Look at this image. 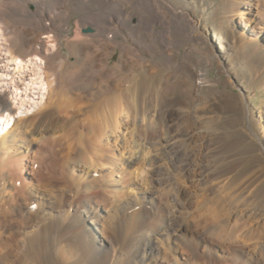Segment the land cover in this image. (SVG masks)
Instances as JSON below:
<instances>
[{
    "label": "rangeland",
    "instance_id": "374dc122",
    "mask_svg": "<svg viewBox=\"0 0 264 264\" xmlns=\"http://www.w3.org/2000/svg\"><path fill=\"white\" fill-rule=\"evenodd\" d=\"M234 1L236 2L238 0H232V3H231V0H216L218 9L223 10L227 14V18L229 20H233V23L235 25V34L237 36V39H235L233 43L234 49L228 53L225 52L224 47L222 45L221 35L214 34L213 31L209 29L207 30V39H205L204 42L203 41H201V43L194 42L191 39H189L190 36L187 37V34L189 35V31L191 30L193 31L195 30V28L189 24V26H187V28L185 29L186 25L181 20L180 21L179 19L173 20L170 27L173 30H175L177 34H179L178 37L181 39V41H185V42H183L182 44L178 46V48L175 50V53L171 59H169L166 56L168 58L167 59L165 55H162V56L159 55L158 57H156L155 60L148 58V61L146 62V64L151 63V65L155 69L162 70L167 75V74H173L174 70L178 69V65H180L181 63H185L187 68L189 69L188 70L189 74L187 73L188 72L187 70L184 72L183 70H180L181 72L179 71L178 75H180L181 78L178 76L179 78V79L177 78L178 80L172 79V81H170L171 85L169 84V87L176 88L178 85L177 82L180 84H183L182 82L186 81L184 83L183 89L184 88L191 89L187 91V96L185 98L187 99L188 102L185 100L184 102L179 101L177 93H174V94L171 93L173 94V96L176 95L174 96V98L172 95H170V97L164 95L166 96V98L164 96L161 98L159 97V105L161 104L159 106V120L157 119L156 115L153 113L150 114V112L148 113L146 112L147 115L146 113H144L145 115H143V120L140 119L139 121V125H140L138 129L139 133L135 131L132 127H131L132 129L129 127L128 124L131 121L129 120L131 119V117L129 113L127 112L126 108L124 109V107H121L120 110L117 111L118 113L116 112L115 114H113L112 119L108 120L107 122L108 128L106 129L107 127L106 125L105 130H104V132L106 131V133L105 135H102V139L100 138L101 135L97 136V132H94L96 130H94V128L91 127L92 123L89 122L91 120V116L93 113V110H92L93 108H91L92 103L90 104L88 103L89 105H85V108L83 107V104L84 103L87 104L89 100L88 93L84 89L75 90L71 94H70V91H68L66 94L67 97L69 95L70 100L73 99L72 100L74 101L73 104H76L77 106L79 104V105H82L81 107H83L81 108L79 106L81 108L80 109L79 107L76 106L77 109L79 110L77 111L75 109L74 115H71V116L69 115L70 117L69 119L71 118L72 119H71V122L69 121L68 125H66L65 123L66 121L68 122L69 120L68 119L65 121V118L67 119L68 117V115H66L65 113L64 114L61 113L63 117H60V115H57L53 111H51L52 113L46 115L45 117H41V115H39L41 113L36 114V116L38 117L40 116V118L35 117L34 119L35 121L42 120L46 126L52 127L53 129H55V132L52 133L50 136H48L42 142H38L35 145V147L37 146L38 148H36L37 150L34 148L35 155L33 156V158L32 157L29 158V160L31 159V162L27 160L28 168H29V171H31V174H33L32 176H35L37 174L38 176L44 175L40 177V178L43 177V179L37 178L39 181L38 183L39 186H36L38 184L35 185V188L38 191L40 190L39 192L46 199L44 201H41V206H39V208L46 207V205L47 207L48 205L49 206L52 205L51 206L52 209L57 211L55 213L57 215L61 214L62 218H61V221H56L54 218H50L51 220L50 219L40 220L42 222L38 226L39 227L38 229L39 231L41 230L40 232L42 233V235L44 234V236H47L46 238H41V239L43 241L47 239L44 243H46L47 249H49L50 252L53 253V255H55L56 257L51 258L52 259L51 262L46 261L43 258H40V259L38 258V261H37V258L36 259L34 258L32 260L31 259L24 260L20 264H129L128 257H127L128 255L127 250L129 249V245L132 242V240L134 238H139L141 233L143 234L145 233V231H148L149 229L152 230L154 226L158 224V221L161 220V216H163L167 211H171L172 207L173 209L174 208L177 209V207L173 205L174 203L172 201V196L175 194V186L179 182L185 184L187 191L190 194L189 196L190 205L186 209L182 210V216L187 221L190 222L192 229L198 233L200 232V234L196 235L197 233L195 232L193 234L192 233L187 234V236H185L187 243L184 246H176L173 243L169 242L164 236L156 237L157 239H154V242L155 243L157 242V246H159V256L161 257L168 256L167 259L169 263H166V264H193V263L194 264H263L261 259L258 256L253 257L251 255L252 254L251 252L252 250H255L261 243L264 242V196H262V193H263L262 190H264V184H263V181H264V146L260 144L257 138V137L260 138V135L262 136V131L264 132V123L261 120L262 116H264V36L261 38L259 36L257 37L255 33L256 28L247 26L249 24L243 18L234 17V12L232 9V4ZM255 4L256 6H255L254 11H255V14H257V18H255V21L259 22L264 19V0H255ZM92 7L94 8L95 5L92 4ZM77 17L78 15H74L72 18H70L69 22L71 25ZM131 21L132 22H130V24H133L134 20H131ZM164 27L165 26H159L157 29H161ZM166 27H169V26L166 25ZM209 27H211V25ZM31 29L33 31L32 30L30 31V37L32 38L33 41H35L38 37H39L38 40L35 41L37 43L39 41H40L39 43H45L48 40L47 34H45L42 30L37 29L35 27ZM86 29L89 30V27H86ZM198 31H202V30L199 29ZM238 34H241L239 35L240 37H238ZM65 43L66 41L64 42L62 41L63 48H61L60 53L61 55L67 56L69 61L72 62L74 61L75 58L74 56L69 54L70 53L69 50L65 48ZM5 44L6 43H5L4 37L0 36V75L4 78L2 81H0V90L2 91L5 90L4 92L8 93L9 97H11L12 92L17 87L18 90L23 93V95L26 92L28 93L29 97L27 98V103H31V104L37 103L39 101L38 100V97H39L38 90L36 88L37 86L32 85L31 82H32V79L35 78L34 73L36 72V70H38V68L41 67L42 63L41 64L39 63L42 61L37 59L35 60L37 63L35 62L32 64H30L31 62L29 64L25 62L24 64L26 66L23 69H21V72L19 74L12 75L14 65L9 60L8 53L6 52V49H5L6 48ZM248 44L252 45V47L248 50H244L243 48ZM46 45L50 47L51 42L50 41L47 42ZM116 55H114V57L111 59L112 62H114V60L116 61L117 56H118ZM33 59H35V57H33ZM78 65H80V62L76 64V66ZM183 78L186 80H184ZM24 84L28 85L27 90L25 92H23L22 90V88H25ZM161 84L163 87L165 85V82L164 81L162 82L159 80V85ZM184 90H188V89H184ZM74 96L75 97L83 96V97L81 99L78 98L77 100L76 98H74ZM167 97H169L170 99ZM75 99L77 101H75ZM82 101H86V102L81 104ZM172 101L173 102L175 101L177 103L175 108L178 109L179 113L181 112L189 116L192 115L191 117L193 119L195 118L200 126L204 128L209 127L208 128V130L210 131L209 134L213 136L214 138V140L209 143V146H210L209 151L207 150L206 152L205 150L203 151L201 149V151H199L200 153L197 152L198 153L197 158L199 160L198 162L200 163V165L198 166H200L202 169L208 168V170L210 171L212 170L211 173H213L214 175L213 176L210 173L211 175H209V177H207V179L204 181H201V182L198 181L197 183V181H194V180L193 181L184 180L182 176H180L181 175L180 173L170 172V169H168L167 167L166 168L159 167V171H157L156 170L157 164H155L154 162L152 164H155V165L146 163L145 160H143V158L142 160L139 159L137 161L138 163L136 162L137 165L134 164L132 167H127V166H124L125 164H123L124 158H127V156H131V157L134 156L135 151H139V153H141L142 156L147 157V158H151L155 155V153L156 155L159 153L158 145L162 143L164 139L167 137L166 135L168 131L167 123L165 121V116H166L165 114H167V112H165L166 105L172 104L173 103ZM50 102L52 103V107H53V97L51 98ZM78 102H81V103H78ZM31 104H28V105L33 106ZM40 108H38V110H42L43 106H41ZM121 109L123 111H121ZM68 110L69 112L70 110L72 112L73 108H70ZM80 110H81V114L79 112ZM24 111H27L28 114L31 115L34 110L30 111L27 108ZM52 114L53 116L54 115L56 116L53 117ZM85 115L87 119L85 117L84 118L86 120L83 119V116ZM78 116L80 117V119H78L79 118ZM46 117L51 118L50 121H49V118H46ZM247 117H249V121L246 119ZM54 118L56 120H54ZM57 119L60 121H57ZM81 119L83 121L82 124H78V123L76 124L79 126L85 124V126H88V127L82 126L83 127L82 128L80 126V130H79L78 128L79 126L77 127L75 122H78V121L80 122ZM62 120L63 122L64 121L65 122L63 123ZM86 121H87V124H86ZM117 121H118V125L116 123ZM58 124H59V127H58ZM64 124L67 127L71 125L72 127H74V129L76 128V131L78 133H75L76 132L75 130L72 131L71 126H70L71 131L70 129L67 130L68 128H66ZM74 124L75 126H73ZM115 125L117 126L115 127ZM176 125L178 124L176 123ZM62 127H65L64 128L65 130H63ZM3 128H1L2 131H3ZM61 130L63 131V133L67 131L65 134H67L68 131H70V133L68 134L69 135L71 134L72 136L73 135L74 136L72 137L70 135L71 136L70 137L69 135H63ZM112 130H114L115 132L112 133ZM80 131H82V133H84L85 135L84 134L82 135ZM92 133H95L96 135ZM89 134H91V136ZM60 135H62L63 138L66 136V138H64L63 140L62 136ZM88 135L90 137H88ZM125 135L126 137H124ZM127 136L128 137L130 136V137L128 138ZM55 137L56 139L61 137L60 140H63L61 141L62 143L60 142L59 139L56 140ZM88 138L90 142L87 140ZM49 140L51 143H47V141L49 142ZM149 140L151 144H148ZM96 141L99 142L100 144L98 143L95 144ZM54 142L58 143L60 146L57 145L58 146L57 147ZM199 142H200L199 145H201L202 141L199 140ZM179 143H182V142L179 140ZM52 144L53 145L55 144L56 148H52V147H55V146H52ZM96 145H99V147L97 148ZM67 146L68 148L72 147V150L70 151V149H67ZM38 149L40 150L39 152H38ZM98 149H101V150L103 149V151H100ZM69 152H72L70 153V156H69ZM93 152L94 154L92 155ZM81 156H83V158ZM35 157L37 158L36 159L37 161L35 160ZM92 157L94 160L97 159L98 157H100L101 159L98 158L97 160H95L96 161L95 162L92 159ZM38 158L41 160V162H43V163L40 162L41 165L38 162L39 160ZM102 159H104V162ZM32 160H35L33 161L34 164ZM107 161H108V164L110 163L109 165L107 164ZM140 161H141V165L139 164ZM45 162L46 164H44ZM57 163H59V165ZM103 163H106V164L103 165ZM39 167L41 170L43 169V171L40 172V169H39L38 172H36V170ZM44 167H45V170H44ZM46 167H49V168L47 169ZM193 168L196 169V167H193ZM230 168H233V171L228 173L226 170ZM127 169L128 170L132 169V170L129 173ZM125 170L127 171V173L125 172ZM61 173L64 177L60 175ZM168 173L170 175L169 177L172 176L171 181H169L170 184L168 183L167 180H165ZM63 178L65 179L63 180ZM156 178L157 179L160 178V179L157 181ZM192 178L194 179L195 177H192ZM87 179L89 180V182ZM96 179L98 180L99 183L98 182L96 183ZM139 179L141 182L138 181ZM9 181L10 183L12 182L11 179L10 180L7 179V181L3 184V186L0 187L1 188L0 190L3 191V192L0 191V194L2 193L0 196V212H1L0 215L3 214L2 212H5L4 214L6 215L5 216L3 214L4 217L2 215L0 216L1 218L0 236H3L2 240L4 239L3 240L5 241L4 243L7 242V244L9 243L11 244L13 242L12 238L14 237L18 241L19 250L21 248V251H22L24 249L22 248V246L23 247L26 246V243H25L26 241L25 242L23 241L25 240V238H23V240L21 238V235L23 237V234H22L23 231L26 230L25 227H28L30 224H34L36 221H38L37 217L33 213L29 214L28 212L29 210H31V212H35L37 210V206L35 205L36 207L35 206L32 207L30 206L29 201L27 202L26 200L24 201L22 197L18 195L17 191L11 186L12 183L8 184ZM43 181H45V183ZM175 181H178V182H175ZM83 182L86 184L87 187L84 186L85 184ZM90 182L92 185L89 184ZM155 182L158 184H156ZM143 183L146 185L145 186L141 185ZM0 184L2 185V181H0ZM95 184L97 187L102 188V189L98 188L99 192H96L98 191V189L96 186H94ZM99 184H101L102 187L98 186ZM11 187L12 189L10 190ZM17 187L18 188L20 187V181L17 182ZM79 187H80L79 191L81 190L82 192L78 191ZM123 187L127 188L126 191H124L125 189ZM86 188L88 189V191ZM110 188L111 190H114V189L115 190L112 192ZM117 188L119 189V191ZM44 189L45 190L47 189V190L44 192L42 191ZM107 190L109 191L106 194ZM122 191L125 193H123ZM169 191H170V194L168 193ZM75 192L77 194H75ZM116 193H119V195ZM56 194L59 198L61 196L60 202L62 203V205L59 202L61 206L58 203L59 199L56 196ZM104 195L106 198L104 197ZM153 195L156 197L153 198L154 197ZM51 196L53 197L50 198ZM11 198L13 199V201ZM200 198L202 200H200ZM77 199H79V201ZM83 201H86L85 203L88 202L89 203V204L87 203V205H89L88 207H90L91 205V207L94 208V212L87 215L86 222L82 226H84L83 228H86V227L91 228V230L93 231V234L95 235V237H97V239H104V241L106 240L105 242H103L104 244L102 243L105 248V252H100V251L96 252L93 250L91 251L88 248L84 247L80 239L77 238L81 233L79 230L81 229L82 226L77 227L75 222L79 220L78 213H80V211L83 210L81 208L82 205H80ZM57 204L59 207L58 206L56 207ZM67 205L69 206V208ZM54 207H56V209ZM135 210H137L136 211L137 213H135ZM7 218L9 219L7 220ZM11 218L12 219L14 218V219L12 220ZM92 220L98 221L99 224L92 225L91 224ZM134 221H136L137 226L139 225L138 228L136 227ZM104 222L105 224H103ZM144 222H145V226H143ZM206 222L207 223L209 222V224L207 225ZM12 223L17 227V229ZM60 223L62 224V226ZM53 224H56L55 225L56 228L54 227ZM50 225H51V228L54 227L57 230L51 229ZM66 225L68 226L66 227ZM102 226H105V227L107 226L106 228L108 232H106L107 231L106 228ZM134 226L137 228V230L134 229L135 228ZM43 227L45 228L42 229ZM110 229L112 231L109 232ZM61 230L63 232H61ZM11 231L13 232V234L11 233ZM17 231L19 232L18 234L20 237L18 236ZM55 231L56 233H54ZM51 232L54 234V236ZM215 233H217L218 236L216 235L214 236L213 234ZM8 234L9 236H7ZM10 234H12L11 236L13 237H11ZM16 234H17V237H16ZM102 234L106 236L105 237L106 239L103 237ZM107 235L109 236V238ZM6 238H8V240ZM19 238L21 239V241H23L22 245L20 243L21 241ZM202 238H203V241H202ZM200 241L202 242L200 245H198V242ZM1 244L2 243L0 242V245ZM50 245L51 247H49ZM6 250L4 251V249H2L3 255H5ZM16 253L17 252L14 250V255Z\"/></svg>",
    "mask_w": 264,
    "mask_h": 264
},
{
    "label": "bare ground",
    "instance_id": "6f19581e",
    "mask_svg": "<svg viewBox=\"0 0 264 264\" xmlns=\"http://www.w3.org/2000/svg\"><path fill=\"white\" fill-rule=\"evenodd\" d=\"M231 3H232V0H231ZM92 4L95 5L94 8L92 7ZM255 6H256L255 0H238L236 2L235 1L233 2L232 9L234 12V17L235 18H243L249 24L247 26L256 28V31H255L256 36L257 37L259 36L261 38L264 36V19L262 21H259V22L255 21V18H257V14H255V11H254ZM74 15H78V17L75 19V21L71 25L69 20ZM175 19H179V21L181 20L186 25L185 29L187 28V26H189V24L195 28V30L189 31V35L187 34V37L190 36L189 39H191L192 41L200 42V43H201V41L204 42L205 39H207V30L210 29L211 31H213L214 34L222 36V45L224 47L225 52L228 53L234 49L233 43H234L235 39H237V36L235 34V25L233 23V20H229L227 18V14L223 10L218 9L216 0H0V36L4 37V40L6 43L5 44L6 45V48H5L6 52L8 53L9 60L14 65L12 75L19 74L21 72V69H23L26 66L24 64L25 62L28 64L31 62L30 64H32V63H35L36 62L35 60H37V59L42 61L39 63V64L42 63L41 67L38 68V70H36V72L34 73L35 78L32 79V82H31L32 85L37 86L36 88L38 90V95H39V97H38L39 101L37 103H33V104L27 103V98L29 97L28 93L26 92L23 95V93L21 91H19L16 86H15L16 87L15 90L12 92L11 97H9L8 93L4 92L5 90L4 91L0 90V135L2 133V135L0 136V181H2V185L0 184V187L3 186V184L7 181V179H9V180L11 179L12 184L10 183V181L8 182V184H11V186L17 191L18 195L21 196L24 201L25 200H26V202L29 201L30 206H32V207L35 205L37 206V210L35 212H31V210H29L28 213L29 214L33 213L38 219V221L35 222L36 224L35 223L30 224L28 227H25L26 230L23 231V233H22L23 237L21 235V238H22V240H23V238H25V240H23V241L24 242L26 241L25 242L26 246H24V247L22 246V248H24L22 251H21V248L19 250L18 241L13 236H11L13 234L12 231H11L12 234H10V236L13 237L12 238L13 242L11 244L10 243L7 244V242L4 243L5 242V241H3L4 239L2 240L3 236H0V242L2 243L0 245L1 246L0 247V264H20L24 260H27V259L32 260L34 258L35 259L37 258V261H38V258L39 259L43 258L46 261L51 262L52 261L51 258L56 257L55 255H53V253L50 252L49 249H47L46 243H44L47 239L45 241H43L41 239V238H46L47 236H44V234L42 235V233L40 232L41 230L39 231V229H38L39 228L38 226L42 222L40 220H46V219L54 218L56 221H61L62 215L61 214L57 215L55 213L57 211L52 209V207H51L52 205H50V206L48 205V207L46 205V207L39 208V206H41V201H44L46 199L39 192L40 190L38 191L35 188V185L39 183L38 179L44 175L38 176V174H37L35 176H32L33 174H31V171H29L28 163H27V160H29V158H31V157L33 158V156L35 155L34 148L35 149L38 148L37 146L35 147V145L38 142H42L48 136H50L52 133H54L55 129H53L52 127L46 126L42 120L35 121L34 120L35 117L40 118V116L38 117V116H36V114L41 113L39 115H41V117H45L46 115L52 113L51 111H53L57 115H60V117H63L61 115V113H63V114L65 113L66 115H68V117L66 116L67 119L65 118V121L68 120L70 118L69 115L70 116L74 115V112H75L74 110L76 109L78 111L79 109H77V107H79V106L81 107L82 105L78 104V106H77L76 104H73L74 101H72L73 99L72 100L69 99V95L67 97V95H66L67 92L70 91V94H71L75 90L84 89L88 93L89 100H88L87 104L84 103L86 101H82V103L81 102H78V103H81V104L84 103L83 104L84 108H85V105H89L90 103H92L91 104L92 107L91 106L90 107L93 108L92 109L93 113L91 116V120L89 119L90 120L89 122L92 123L91 127H93L94 130H96L94 132H97V136L101 135L100 138L102 139V135H105V133H106V131L104 132V130H105V126L107 125L108 120H111L112 115L115 114L117 111H119L121 107H124V109L126 108L127 112L129 113V115L131 117V119H129V120H131L128 124L129 127L130 128L132 127L135 131H137L139 133V131H138L139 126H140L139 121H140V119L143 120V115H145L144 113H146V112L147 113L150 112V114L153 113L156 115L157 119L159 120V106L161 105V104L159 105V97L161 98L164 95L170 97V95L173 96L174 93H177L179 101H183V102H184V100L187 101V99H185L187 96V91H189L191 89H189V88H184V89H188V90L183 89L184 83L186 81L182 82L183 84H180L177 82L178 85L176 88L169 87L170 81H172V79L175 80L178 78V76L180 77V75H178V72L180 70H183V72L186 70L187 71L189 70L185 63H181L180 65H178V69L174 70V73L172 72L173 74H167V75L162 70L155 69L151 65V63L146 64V62L148 61V58L155 60L156 57H158L159 55L160 56L165 55V57L167 56L169 59H171L175 53V50L178 48V46L180 44H182L183 42H185V41H181V39L178 37L179 34H177V32L170 27L173 20H175ZM131 20H134L133 24H130V22H132ZM166 25L169 27H166ZM210 25H211V27H209ZM159 26H165V27L161 28V29H157ZM33 27L40 29L45 34H47L48 40L45 43H39L40 41L38 43L35 42L36 40H38L39 37L35 41L32 40V38L30 37V31L32 30L31 28H33ZM86 27H89L90 31H88L86 29ZM199 29L202 31H198ZM43 32H41V33H43ZM34 35H36V34H34ZM239 35H241V34H238V37H240ZM41 36H42V34H41ZM49 41L51 42L50 47L46 45V43ZM62 41L63 42L66 41L65 48L67 50H69L70 55L74 56V58H75L74 61L71 62V61H69L67 56L61 55L60 50H61V48H63ZM251 47H252V45L248 44L243 49L248 50ZM117 50H119V51H117ZM114 55L117 56V59H116V61L114 60V62H112L111 59L114 57ZM33 57H35V59H33ZM79 62H80V65L76 66V64H78ZM211 64H212V62H211ZM187 73L189 74V71ZM3 79L4 78L0 75V81H2ZM159 80L162 82L163 81L165 82V85L163 87H162V84L159 85ZM184 80H186V79H184ZM184 80H182V81H184ZM159 86H161V87H159ZM27 87H28V85H25V88H22L23 92H25L27 90ZM171 93H173V94H171ZM75 94H76V92H75ZM75 96H74V98H76L77 100H78V98L81 99L83 97V96L82 97H75ZM166 96H164V97L166 98ZM174 96H176V95H174ZM174 96H173V98H174ZM52 97H53V107H52V103L50 102ZM169 97H167V98H169ZM76 99H75V101H77ZM169 101H171V100H169ZM174 102L172 104H167L166 105V111L164 110L165 112H167V114H165L166 115L165 121L167 123L168 131H167V135H166L167 137L164 139V141L162 143H160L158 145L159 146V153L157 155L155 153V155L153 154L154 156L152 155L153 157L147 158V157L142 156L141 153H139V151H135L134 156H132V157L127 156V158H124L123 164H125L124 166L132 167L134 164H136V162L139 159L142 160V158H143V160H145L146 163L152 164L154 162L155 164H157V168H156L157 171H159V167H162V168L167 167L168 169H170V172L180 173L181 174L180 176H182V178L184 180H192V181L194 180V181H197V183H198V181H200V182L204 181L207 179V177H209V175H211V174L213 175V173H211L212 170L210 171V170H208V168L202 169L200 166H198V165H200V163L198 162L199 160L197 158V154H198L197 152L201 151V149L203 151L205 150L206 152H207V150L209 151V149H210L209 143L212 142L214 140V138H213V136H211L209 134V132H210L208 130L209 127L204 128V127L200 126L199 123L196 121V119L195 118L193 119L191 117L192 115L189 116V115L183 114L181 112H180L181 113L180 114L178 109L175 108L177 103L176 102L174 103ZM28 104H31L34 107L30 106ZM41 106H43V109L38 110V108H40ZM83 107H81V108H83ZM27 108L30 111L34 110L31 115L28 114L27 111H24ZM70 108H73L72 112H71V110L69 112L68 109H70ZM189 108H190V106H189ZM122 109H121V111L124 110V109L123 110ZM79 112L81 114V110ZM85 112H86V110H85ZM120 113H122V112H120ZM147 113H146V115H147ZM42 114H43V116H42ZM53 114H52V116H53ZM54 116H56V115H54ZM84 117L86 118V115L83 116V119L86 120L87 118L85 119ZM46 118H49V117H46ZM55 118H54V120H56ZM75 118H77V117H75ZM50 119L51 118H49V121H50ZM71 119H69L68 122L64 121L66 123V125H68L69 121L71 122ZM78 119H80V117ZM201 119H203V118H201ZM246 119L249 121V117H247ZM158 120H157V122H158ZM207 120H209V119H207ZM261 120L264 123V116H262ZM57 121H60V120L57 119ZM62 122H63V120H62ZM80 122L79 121L75 122V124L76 123L82 124V122H83L82 119ZM72 123H74V122H72ZM72 123H70V124H72ZM116 123L118 125V121ZM126 123H128V122H126ZM176 123L178 125H176ZM75 124L73 126H75ZM86 124H87V121H86ZM249 124H250V122H249ZM66 125L64 124V126L66 128H68L67 130L70 129V131H71V128H72V131H74V130L76 131V128L74 129V127H72L71 125H69L67 127ZM88 125H90V124H88ZM117 125H115V127ZM70 126H71V128H70ZM78 126L79 125H77V127ZM80 126L81 127L82 126L88 127V126H85V124L80 125ZM80 126L78 127L79 130H80ZM58 127H59V124H58ZM65 127H62L63 130H65L64 129ZM109 127H111V126H109ZM1 128H3V131L1 130ZM107 128H108V125H107L106 129ZM70 131H68V133H70ZM66 132L67 131H65L63 133V131H62V134L63 135H69L68 133L65 134ZM113 132H115V131L112 130V133ZM75 133H78V132L76 131ZM80 133H82V131H80ZM83 134L84 133H82V135ZM92 134H95V133H92ZM55 135H57V134H55ZM89 135L91 136V134H89ZM89 135H88V137H90ZM60 136H62V135H60ZM69 136H67V137H69ZM124 137H126V135ZM60 138L61 137L56 139V137H55L56 140H58V139L60 140ZM64 138H66V136ZM64 138L62 136L63 140H64ZM257 138H258L260 144H262L264 146V132L263 131H262V136L260 135V138L259 137H257ZM91 139H92V137H91ZM63 140H60V142ZM87 140L89 141V138ZM125 140H127V139H125ZM179 140L182 143H179ZM199 140L202 141L201 145H199L200 144ZM236 141H238V140H236ZM45 143H46V141H45ZM47 143H51L50 140H49V142L47 141ZM54 143L56 144V146L59 145L56 142H54ZM97 143L100 144L99 142L96 141L95 144H97ZM41 144H43V143H41ZM55 144L54 145L52 144V146H55ZM148 144H151L150 140L148 141ZM56 146L52 147V148H56ZM68 146H67V149H70V151H71L72 147L68 148ZM70 146H71V144H70ZM96 146H97V148L99 147V145H96ZM211 149H213V148H211ZM98 150L103 151V149L102 150L98 149ZM39 151L40 150L38 149V152ZM96 151H97V149H96ZM100 151H98V152H100ZM130 151H132V150H130ZM60 152H61V150H60ZM42 153H44V152H42ZM70 153H72V152H69V156H70ZM88 153H89V151H88ZM93 154H94V152L92 153V155ZM132 154H134V153H132ZM205 154H207V153H205ZM80 155H82V154H80ZM96 155H97V153H96ZM143 155H144V153H143ZM81 157L83 158V156H81ZM98 158L101 159L100 157H98ZM36 159L37 158L35 157V160ZM48 159H47V161H48ZM92 159H93V157H92ZM97 159H95V160H97ZM35 160H32V162ZM39 160H38V162L40 163L41 160L40 161ZM59 160H61V159H59ZM102 160L104 162V159H102ZM29 161L31 162V159ZM50 161H51V159H50ZM41 163H43V162H41ZM41 163H40V165H41ZM59 163H60V161H59ZM59 163H57V164L59 165ZM92 163H93V161H92ZM92 163H91V165H92ZM33 164H34V162H33ZM44 164H46V162ZM54 164H56V163H54ZM71 164H73V163H71ZM105 164L106 163H103V165H105ZM107 164H108V161H107ZM139 164L141 165V161ZM155 164H152V165H155ZM113 166H114V164H113ZM143 167H144V165H143ZM193 167H196V169ZM218 167H220V166H218ZM46 168L48 169L49 167H46ZM39 169H40V167L36 170V172H38ZM44 170H45V167H44ZM131 170H128V172L130 173ZM41 171H43V169L42 170L40 169V172ZM62 171H63V169H62ZM226 171L229 173V172L233 171V168L227 169ZM125 172L127 173L126 170H125ZM133 173H131V174H133ZM239 173H237V174H239ZM23 174H25V175H23ZM60 175L62 177H64L62 175V173ZM169 176L170 175L168 173V175L165 179L168 181V183H169V181H171V177H172V176L171 177H169ZM192 177H195V178L193 179ZM57 178H59V177H57ZM65 178H63V180ZM40 179H43V177ZM159 179H157V181ZM18 181H20V187L19 188L17 187ZM91 181H93V180H91ZM138 181H140V179ZM40 182H42V181H40ZM43 182L45 183V181H43ZM88 182H89V180H88ZM97 182H98V180L96 179V183ZM175 182H178V181H175ZM63 183H64V181H63ZM134 183H136V182H134ZM144 183L141 185L145 186L146 184H144ZM40 184H42V183H40ZM89 184H91V182ZM115 184H116V182H115ZM156 184H158V183H156ZM263 184H264V181H263ZM54 185H55V183H54ZM65 185H66V183H65ZM36 186H39V184ZM60 186H61V184H60ZM73 186H75V185H73ZM84 186H86V184ZM94 186H96V184ZM98 186L102 187L101 184H99ZM139 186H140V184H139ZM12 187L10 188V190L12 189ZM76 187H78V186H76ZM98 188H100V187H97V189ZM79 189H80V187L78 188V191H79ZM94 189H92V190H94ZM100 189H102V188H100ZM124 189H125L124 191H126L127 188H124ZM141 189H143V188H141ZM46 190L44 189L42 191L45 192ZM71 190H73V189H71ZM110 190H111V188H110ZM114 190H111V191L113 192ZM165 190H164V192H165ZM0 191H2V190H0ZM87 191H88V189H87ZM103 191H105V190H103ZM108 191L109 190L106 191V194L108 193ZM118 191H119V189H118ZM158 191H159V189H158ZM76 192H75V194H77ZM90 192H91V190H90ZM96 192H99V189ZM262 192H263L262 196H264V190H262ZM92 193H93V191H92ZM123 193H125V192H123ZM168 193L170 194V191ZM1 194H0V196H1ZM75 194H74V196H75ZM89 194H91V193H89ZM116 194L119 195V193H116ZM60 195H62V194H60ZM87 195H88V193H87ZM56 196H57V194H56ZM97 196H98V194H97ZM189 196H190V194L187 191L185 184L179 182L175 186V194L172 196V201L174 203L173 205L176 206L177 209L174 208L175 209L174 210L172 207L173 210L171 209V211H167L163 216H161V220L158 221V224L155 225L152 230L149 229L148 231H145V233H143V234L141 233L139 238H134L132 240V242L130 241L131 243L129 245V249L127 250V253H128L127 257H128L129 264H166V263H169V261L167 259L168 256H166V257L159 256V246H157V242L156 243L154 242V239H157L156 237L164 236V237H166V239L169 242L173 243L174 245L184 246L187 243V240L185 238V236H187V234H190V233L193 234L194 232L197 233L196 235L200 234V232L198 233V232L194 231L190 225V222L187 221L182 216V210L186 209L190 205ZM4 197H5V195H4ZM48 197H49V195H48ZM52 197L53 196H51L50 198H52ZM104 197H105V195H104ZM155 197L156 196H154L153 198H155ZM60 198H61V196H60ZM60 198L58 197V199H59V201L57 200L58 203L60 202ZM134 198H135V196H134ZM53 199H55V198H53ZM53 199H51V200H53ZM79 199H77V200L79 201ZM200 200H202V199L200 198ZM4 201H5V199H4ZM6 201H8V200H6ZM12 201H13V199H12ZM61 201H63V200H61ZM85 202L86 201H83L80 204V205H82L81 208L83 210L82 211L79 210L80 211V213H78L79 220L77 222H75L77 227L82 226L86 222L87 215L94 212V208H92L91 205H90V207H88L89 206V205H87L88 202L87 203H85ZM134 202H135V200H134ZM60 203H59V205H60ZM61 205H62V203H61ZM53 206H55V205H53ZM57 206H58V204L56 205V207ZM95 206H97V205H95ZM56 207H54V208L56 209ZM68 208H69V206H68ZM195 208H196V206H195ZM74 209H75V207H74ZM25 210H27V209H25ZM136 211L137 210H135V213H137ZM195 211H197V210H195ZM198 211H199V209H198ZM2 213L4 214L5 212H2ZM191 213H192V211H191ZM3 214H1V215L3 216ZM146 214H148V213H146ZM138 218H140V217H138ZM8 219L9 218H7V220ZM0 220H1V218H0ZM136 221H134V223H135L136 227L138 228L139 225L137 226ZM10 222H12V221H10ZM25 223H26V221H25ZM91 224L97 225L99 223H98V221L92 220ZM103 224H105V222ZM206 224L208 225L209 222L208 223L206 222ZM5 225H7V224H5ZM53 225L55 227L56 224H53ZM61 226H62V224H61ZM67 226L68 225H66V227ZM143 226H145V222H144ZM148 226H150V225H148ZM54 227L51 228V225H50L51 229L56 228V227L55 228ZM83 227L84 226H82L81 229L79 230L81 233L77 238L80 239V241L83 243L84 247L88 248L91 251L93 250L96 252H99V251L105 252L103 242H105L106 240L104 241V239H97V237H95V235L93 234V231L91 230V228H87V227L83 228ZM102 227H105V226H102ZM109 227H111V226H109ZM136 227L134 229L137 230ZM15 228L17 229L16 226H15ZM44 228L45 227H43L42 229H44ZM111 229L109 230V232L112 231ZM55 230H57V229H55ZM106 230H107V228H106ZM21 231H22V229H21ZM58 231H60V230H58ZM61 232H63V231L61 230ZM106 232H108V230ZM18 233L19 232L17 231V234ZM54 233H56V231ZM17 234H16V237H17ZM130 234H132V233H130ZM102 235L104 238L106 237V236H104V234H102ZM213 235L218 236L217 233H215ZM7 236H9V234ZM18 236H19V234H18ZM53 236H54V234H53ZM8 238H6V239L8 240ZM108 238H109V236H108ZM204 238H205V236H204ZM110 240H109V242H110ZM20 241H21V239H20ZM23 241L20 242L21 245H22ZM202 241H203V238H202ZM202 241L198 242V245H200ZM25 243H23V244H25ZM110 244H111V242H110ZM49 247H51V245ZM2 249H4V251L7 249L5 255L2 254ZM14 250L17 252L15 255H14ZM195 250H196V248H195ZM20 251H21V253H20ZM123 253H125V252H123ZM251 253H252L251 255L253 257L258 256L261 259L262 263L264 264V242L261 243L255 250H252Z\"/></svg>",
    "mask_w": 264,
    "mask_h": 264
},
{
    "label": "water",
    "instance_id": "95a60500",
    "mask_svg": "<svg viewBox=\"0 0 264 264\" xmlns=\"http://www.w3.org/2000/svg\"><path fill=\"white\" fill-rule=\"evenodd\" d=\"M88 31H90V30H88Z\"/></svg>",
    "mask_w": 264,
    "mask_h": 264
}]
</instances>
